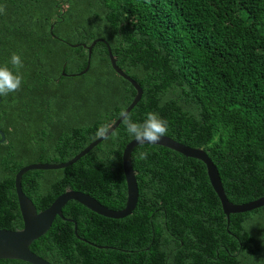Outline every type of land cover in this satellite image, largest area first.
<instances>
[{
	"label": "trees",
	"instance_id": "trees-1",
	"mask_svg": "<svg viewBox=\"0 0 264 264\" xmlns=\"http://www.w3.org/2000/svg\"><path fill=\"white\" fill-rule=\"evenodd\" d=\"M0 5V65L12 68L13 52L24 63L21 89L0 96V228L22 227L14 188L21 167L69 160L132 101L135 88L113 70L102 42L93 46L88 70L76 74L86 67L88 51L69 44L98 37L142 88L129 112L134 121L157 112L168 121L167 136L204 149L229 201L264 195V0ZM131 139L121 121L75 163L26 171L22 190L37 211L66 189L121 209V156ZM142 151L148 153L143 160ZM131 163L138 186L131 214L108 218L69 200L62 214L76 221L79 237L73 222L56 216L29 248L53 264H264V206L231 213L227 222L202 161L143 144L133 148Z\"/></svg>",
	"mask_w": 264,
	"mask_h": 264
},
{
	"label": "water",
	"instance_id": "water-1",
	"mask_svg": "<svg viewBox=\"0 0 264 264\" xmlns=\"http://www.w3.org/2000/svg\"><path fill=\"white\" fill-rule=\"evenodd\" d=\"M52 26L50 27V30ZM53 37L57 38L56 35ZM97 42H102L105 44L108 52V57L110 60V64L113 70L119 74L121 77L126 79L131 83V85L135 88L136 93L130 102V104L124 109L127 113L135 106V104L140 100L142 95V88L141 86L129 75H127L117 64L116 58L113 55L109 43L101 38H95L89 44L86 43H76V44H69L70 46L77 47L79 45L83 46L87 49V64L86 67L76 73L77 75L85 73L89 68V61L91 57V52L93 46ZM65 65V64H64ZM61 74L63 76L68 75L62 70ZM69 75H75L69 74ZM1 102V98H0ZM122 118L120 116L109 126V132L107 136L114 131V129L121 123ZM0 142H2L5 138L4 133L0 130ZM103 139L97 137L93 141H91L88 145H86L83 149H81L78 153H76L72 158L66 160L64 162L58 163H49V162H36L27 164L21 167L15 174L14 177V188L17 196L18 207L20 210L21 218H22V227L18 229H4L0 228V259H18L26 261L30 264H53L46 260L45 258L37 255L34 253L30 248L29 245L31 242L42 234H44L49 227L51 226L54 218L56 216L61 217L67 221L73 222L74 224V233L77 235V224L76 221L72 218H66L62 214V207L66 204L69 200H75L80 204L84 205L91 211L102 215L108 218H123L128 216L134 210L137 201H138V186L136 182L135 172L132 167L131 163V152L133 148L138 144V142L134 139H131L122 151V170L125 178L126 184V201L123 208L115 210L106 207L102 203H100L97 199L91 196L88 193L83 191L74 190V189H66L64 192L59 194L46 208L37 211L35 205L33 204L32 200L23 192L21 186V177L22 175L28 170L34 169H42V170H49V169H60L67 167L77 160H79L82 156L88 153L91 149H93L97 144H99ZM148 144V143H145ZM155 145H160L172 149L181 153L186 157H191L202 161L206 166V173L209 179V182L217 194L219 198L221 208L223 213L228 216L231 213H240L245 211H250L252 209L259 208L264 206V195L256 198L254 200H250L244 203H233L228 200L225 191L222 186V182L218 173V169L216 165L213 163L211 158L208 156L207 152L200 148V147H191L184 143H181L167 135L161 138L158 143ZM79 237V236H78ZM81 238V237H80ZM85 240L84 238H81ZM98 247H105V246H98Z\"/></svg>",
	"mask_w": 264,
	"mask_h": 264
},
{
	"label": "clouds",
	"instance_id": "clouds-1",
	"mask_svg": "<svg viewBox=\"0 0 264 264\" xmlns=\"http://www.w3.org/2000/svg\"><path fill=\"white\" fill-rule=\"evenodd\" d=\"M4 10V6L0 5V12ZM10 63L12 68H9L7 64L0 65V96H7L9 93L19 91L23 83V74L20 69L24 67V63L20 54L13 52ZM120 118H122L126 133L140 145L145 143L156 144L169 131L168 121L154 111L147 112L142 122L134 121L131 114L123 110L120 113ZM108 132L109 127L102 126L96 135L100 138H106ZM147 156L148 153L142 151L139 153L138 158L143 160Z\"/></svg>",
	"mask_w": 264,
	"mask_h": 264
}]
</instances>
